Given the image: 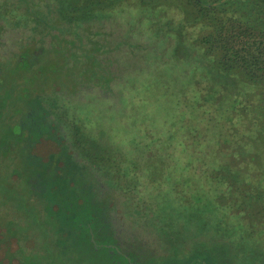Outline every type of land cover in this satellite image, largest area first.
I'll return each mask as SVG.
<instances>
[{"label": "trees", "instance_id": "16d2710c", "mask_svg": "<svg viewBox=\"0 0 264 264\" xmlns=\"http://www.w3.org/2000/svg\"><path fill=\"white\" fill-rule=\"evenodd\" d=\"M0 157L26 189L5 219L46 217L40 256L7 226L6 264H246L239 218L264 234V0H0ZM188 208L238 223L210 233Z\"/></svg>", "mask_w": 264, "mask_h": 264}, {"label": "rangeland", "instance_id": "374dc122", "mask_svg": "<svg viewBox=\"0 0 264 264\" xmlns=\"http://www.w3.org/2000/svg\"><path fill=\"white\" fill-rule=\"evenodd\" d=\"M171 4L173 5L171 18L172 20L173 18L178 20L177 19L178 11L175 10V6L177 4L174 3ZM171 18L169 19V21L172 22ZM90 63H92V61H90ZM91 67L92 66L89 65L87 69H90ZM63 75L65 76L66 73H63ZM51 149L48 143L47 144L42 143L38 147V152L41 155H46V153L49 152ZM12 171H15L14 167L11 166L9 162L7 163V160H2V158L0 157V208L3 206L2 208L6 207L9 211H10V207L8 208L7 205L9 203H12L16 207L17 200L23 201L26 192L24 183H19V182L17 183L16 181L15 182L11 181L10 176L12 174ZM143 172L148 173V171L145 169H143ZM203 174H208L207 170L203 171L201 175ZM4 202H6L5 203L6 205L4 204ZM2 203L3 205H1ZM190 211L191 210H189L188 208L187 222L193 223L197 226H199L201 223L204 222L203 224L206 226H204L203 230H208L210 233L229 236L232 232L228 233L230 231L228 229V226L233 223L232 221H234V223H238L237 218L235 217L228 216L224 218V223H223V220L220 217L215 216V219L208 218L209 219L208 220L205 218V216H202L200 213H191ZM24 213L27 214V212L25 211ZM25 216L26 217L19 216V218H17V220L15 221V225L12 226L13 221H9V219L7 218L5 219L4 214L0 211V227H1L0 256H3V258H1L4 262L3 264H6L9 261V256H10L8 249L6 250L4 247V238L6 237V235H8L9 232L7 226L11 228V233H13L15 229H17V232H19L21 235H23L24 233H28V235H30V232L33 234V231H35L36 232L35 239L37 245H35V247L32 248V252H33L32 254L33 255L37 254L40 256L44 251V248L46 246L45 243L46 238L43 234L45 228L42 226L44 224L46 217L44 218L43 216L39 218L38 214L35 212L33 214H28ZM239 219H242L240 225H242L243 227L247 226L248 231L246 232L244 231V229H242L239 232V234L234 233L235 238H233V241L235 242L236 249L238 250L242 259L246 262V264H264V234L263 235L260 234L259 231V227L262 226H259L256 223V221H253L251 224L248 223L249 221H252V219H249L247 216H243L242 218ZM224 225H226L227 227H224ZM217 226L219 230H215ZM51 227L54 228V225ZM11 247L13 248L14 244H12ZM212 248L215 249L216 247L212 246ZM19 254L20 252H17V250L13 252L12 253L13 259H16ZM258 257L261 260H259ZM179 264H185V262L179 261Z\"/></svg>", "mask_w": 264, "mask_h": 264}]
</instances>
